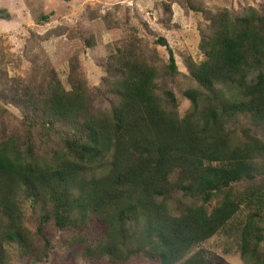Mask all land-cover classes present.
Returning a JSON list of instances; mask_svg holds the SVG:
<instances>
[{
    "label": "trees",
    "instance_id": "1",
    "mask_svg": "<svg viewBox=\"0 0 264 264\" xmlns=\"http://www.w3.org/2000/svg\"><path fill=\"white\" fill-rule=\"evenodd\" d=\"M165 12L171 18L172 5ZM200 12L208 22L203 61L189 58L186 67L207 94L184 92L193 106L183 116L176 93L160 92L162 72L136 39L117 43L123 47L106 62L107 91H98L112 99L108 110L94 107L78 56L70 91L46 60L14 85L4 83L0 67V251L14 247L41 264L54 249L44 232L52 227L67 236L66 250L78 247L77 264H210L192 252L246 211L239 251L264 264V14ZM78 35L83 51L96 46V37ZM157 43L169 54L165 76L177 75L168 42ZM218 84L240 86L244 101L219 104L210 95ZM9 107L21 115L14 130ZM25 212L36 227L26 225ZM92 220L104 229L94 242L83 231Z\"/></svg>",
    "mask_w": 264,
    "mask_h": 264
},
{
    "label": "rangeland",
    "instance_id": "2",
    "mask_svg": "<svg viewBox=\"0 0 264 264\" xmlns=\"http://www.w3.org/2000/svg\"><path fill=\"white\" fill-rule=\"evenodd\" d=\"M170 5L171 18L165 12ZM250 8L264 14V0H74L69 3L63 0H0V67L4 83L14 85L16 82H26L33 68L36 69L46 60L64 89L70 91L71 62L78 56L82 72L95 97L94 107L108 110L113 104L112 99L109 96L99 97L98 91H107L102 83L106 62L116 47H123L121 43H132L133 39H136L134 44L142 48L162 72L158 78L160 92L169 88L176 93L180 98V112L183 116L189 113L193 106L192 101L183 96L184 92L190 90L207 94L191 80L186 67L189 58L195 62L203 61L199 45L201 30L205 29L208 22L200 10L213 14L227 10L243 16ZM42 16L50 18L42 21ZM53 32L63 35L46 39ZM79 32L84 33L85 38L96 37V46L83 51L84 46L78 39ZM33 34L36 37H33ZM161 37L166 39L176 59L179 73L173 77L164 74L169 54L165 47L157 43ZM39 73L45 74L43 66ZM255 77L256 74L253 73L249 78ZM242 92L240 86L218 84L210 95L217 98L219 104H241L244 101ZM206 102V97L200 98L201 106ZM8 109L11 116L6 121L9 128L14 130L21 120V115L14 107ZM31 214L25 212L23 218L26 225L28 223L34 228L37 220ZM246 214V211H242L226 231L220 232L196 248L192 254L203 252L210 264H252L249 259H244L239 251L237 229L245 220ZM83 231L92 242L104 233L98 220L89 221ZM44 232L53 241L54 249L49 260L41 264L76 262L78 247L66 250L67 236L64 233L52 227H48ZM37 239L41 244L40 239ZM2 255L6 258L4 264H35L31 260L21 258L14 247L4 246L0 257ZM94 261L105 264L103 261ZM127 264L151 263L134 259Z\"/></svg>",
    "mask_w": 264,
    "mask_h": 264
}]
</instances>
